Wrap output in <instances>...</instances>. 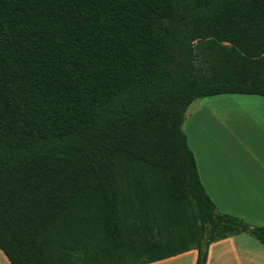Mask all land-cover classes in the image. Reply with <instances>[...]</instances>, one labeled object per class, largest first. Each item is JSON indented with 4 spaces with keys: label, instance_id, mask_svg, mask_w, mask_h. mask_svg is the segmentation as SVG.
Listing matches in <instances>:
<instances>
[{
    "label": "trees",
    "instance_id": "16d2710c",
    "mask_svg": "<svg viewBox=\"0 0 264 264\" xmlns=\"http://www.w3.org/2000/svg\"><path fill=\"white\" fill-rule=\"evenodd\" d=\"M264 99V0H0V250L147 264L264 226L216 210L187 105Z\"/></svg>",
    "mask_w": 264,
    "mask_h": 264
},
{
    "label": "rangeland",
    "instance_id": "374dc122",
    "mask_svg": "<svg viewBox=\"0 0 264 264\" xmlns=\"http://www.w3.org/2000/svg\"><path fill=\"white\" fill-rule=\"evenodd\" d=\"M181 129L211 200L217 205L222 200L224 203H229L230 200H248V192L251 190L241 183L228 180L223 183L215 176L214 167L216 161L229 167L238 158H245L242 149L232 142L234 134L246 137L255 133L259 139L261 133L264 137L263 98L241 94L194 98L184 111ZM217 145L223 153H216ZM254 196L251 193L250 199L255 200Z\"/></svg>",
    "mask_w": 264,
    "mask_h": 264
},
{
    "label": "crops",
    "instance_id": "0c3cea01",
    "mask_svg": "<svg viewBox=\"0 0 264 264\" xmlns=\"http://www.w3.org/2000/svg\"><path fill=\"white\" fill-rule=\"evenodd\" d=\"M251 130L254 131V128L251 127ZM259 136L260 138L257 139L255 133L246 137L234 134L232 142L242 149L245 158H238V161L231 163L229 167L222 165L221 161H216L214 167L215 176L223 183L227 180L241 183L251 190L248 192V200H230L229 203H224L222 200L217 205L209 197L199 171L197 173L216 210L237 216L248 224L264 226V137L261 133ZM218 148L219 145L216 153H223L222 149ZM195 165L198 170L196 161ZM251 193H254L255 200L250 199ZM195 258L196 251L190 249L147 264H194ZM0 264H11L1 250ZM204 264H264V244L243 232L232 234L208 245Z\"/></svg>",
    "mask_w": 264,
    "mask_h": 264
}]
</instances>
